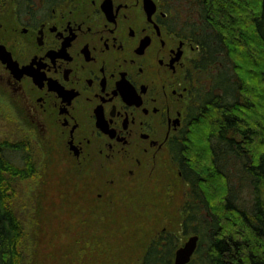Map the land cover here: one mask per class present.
<instances>
[{"label":"flooded vegetation","instance_id":"1","mask_svg":"<svg viewBox=\"0 0 264 264\" xmlns=\"http://www.w3.org/2000/svg\"><path fill=\"white\" fill-rule=\"evenodd\" d=\"M7 8L0 129H16L13 143L34 145L42 166L67 160L95 174L100 199L149 181L168 154L187 187L182 212L190 185L170 148L197 106L191 0H0V18Z\"/></svg>","mask_w":264,"mask_h":264},{"label":"trees","instance_id":"2","mask_svg":"<svg viewBox=\"0 0 264 264\" xmlns=\"http://www.w3.org/2000/svg\"><path fill=\"white\" fill-rule=\"evenodd\" d=\"M191 2L197 106L191 129L170 148L190 185L182 235L200 237L190 264H264V0ZM33 147L0 138V264H31L19 191L41 176ZM180 246L163 232L138 264H174Z\"/></svg>","mask_w":264,"mask_h":264},{"label":"rangeland","instance_id":"3","mask_svg":"<svg viewBox=\"0 0 264 264\" xmlns=\"http://www.w3.org/2000/svg\"><path fill=\"white\" fill-rule=\"evenodd\" d=\"M12 26L7 8L0 18V41L3 29ZM18 137L16 129H0L1 139L13 143ZM168 156L149 181L138 187L127 181L102 199L95 174L81 172L67 160L52 166L45 159L41 176L19 191L31 264H138L149 242L164 229L179 236L183 246L190 238L181 230L187 187ZM250 191L246 188L242 196L246 204L252 200Z\"/></svg>","mask_w":264,"mask_h":264},{"label":"water","instance_id":"4","mask_svg":"<svg viewBox=\"0 0 264 264\" xmlns=\"http://www.w3.org/2000/svg\"><path fill=\"white\" fill-rule=\"evenodd\" d=\"M0 60L12 68V57L6 48L0 45ZM199 236L191 237L183 247L178 249L174 264H190L199 247Z\"/></svg>","mask_w":264,"mask_h":264}]
</instances>
